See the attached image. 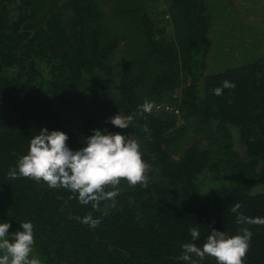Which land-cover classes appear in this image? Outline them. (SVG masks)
I'll return each mask as SVG.
<instances>
[{
	"label": "trees",
	"instance_id": "obj_1",
	"mask_svg": "<svg viewBox=\"0 0 264 264\" xmlns=\"http://www.w3.org/2000/svg\"><path fill=\"white\" fill-rule=\"evenodd\" d=\"M156 1L0 0V223L11 234L32 222L42 264H186L191 228L202 247L212 228L239 233L234 203L264 217V55L207 74L209 0H166L162 11ZM225 80L235 88L216 95ZM145 99L155 107L128 129L110 123ZM165 103L183 123L156 108ZM45 127L65 132L73 150L93 129L137 139L148 186L122 180L115 202L95 211L66 189L9 179ZM89 212L95 229L81 222ZM246 226L244 264H264V225Z\"/></svg>",
	"mask_w": 264,
	"mask_h": 264
},
{
	"label": "clouds",
	"instance_id": "obj_2",
	"mask_svg": "<svg viewBox=\"0 0 264 264\" xmlns=\"http://www.w3.org/2000/svg\"><path fill=\"white\" fill-rule=\"evenodd\" d=\"M233 88L235 84L225 80L213 91L221 95L224 89ZM154 107V101L145 99L138 106V113L123 115L119 112L110 118V123L128 129L137 115L151 113ZM68 140L69 136L63 131L43 128L31 139L27 154L9 170L8 178H29L43 181L49 188L66 189L73 193L70 198L78 199L81 205L91 204L95 211H100L102 201L115 202L122 180L130 186H148L151 165L143 159L137 139L121 132L93 129V135L86 138L85 146L79 150L71 149ZM240 208V203H234L230 208L237 214V223L242 225L238 234L228 235L212 228L201 247L195 243L200 236L199 229L193 227L190 229L193 242L181 245L180 259L186 264H201L206 257L214 258L216 264H244L253 235L246 225H264V217L245 216L239 212ZM81 222L95 229L101 221L89 212ZM20 224L22 230L10 234L12 225L0 223V264H42L39 257L32 256L35 244L33 223Z\"/></svg>",
	"mask_w": 264,
	"mask_h": 264
},
{
	"label": "crops",
	"instance_id": "obj_3",
	"mask_svg": "<svg viewBox=\"0 0 264 264\" xmlns=\"http://www.w3.org/2000/svg\"><path fill=\"white\" fill-rule=\"evenodd\" d=\"M209 3L213 6L214 14H216V19L214 21V27H216V31L214 32V34L217 32V29L220 30L223 25L225 26V28H230V29L231 27L234 28V26H236V28L234 29L238 28V26L235 23H238L240 25L241 24L248 25L253 22H259L260 24L264 25V0H258L256 4L253 2V0H209ZM234 12H236V15H238L237 17L234 16L233 14ZM228 14H232L233 21L228 20L227 18ZM238 17H239V21L237 20ZM253 29L256 30V34L258 33L259 42H264L263 41L264 31H260L258 26L252 28L251 30ZM252 32L249 33L251 34ZM224 33H226L227 36H221V37L214 36V39L211 37L212 44L214 45L212 47V51H214V54L227 53L229 55H233L232 52L233 48L229 47V45L224 46L223 49L221 48L220 43H222L221 42L222 38L226 42L232 41L230 44H235L237 46L235 49H237L243 44V40L245 41V45L250 44L251 40H253V39L247 40L248 35L250 34L243 35L241 39L232 40L231 38L233 35L231 34V31L225 30ZM237 37H241V34H238ZM236 41H240V43L238 44V42ZM258 44H259V48L257 52L253 54V56H251L252 59L262 54L264 55V52H262L264 46L261 45L260 43ZM238 54L240 55L241 51H238Z\"/></svg>",
	"mask_w": 264,
	"mask_h": 264
},
{
	"label": "rangeland",
	"instance_id": "obj_4",
	"mask_svg": "<svg viewBox=\"0 0 264 264\" xmlns=\"http://www.w3.org/2000/svg\"><path fill=\"white\" fill-rule=\"evenodd\" d=\"M257 1L258 0H253V2L255 4L257 3ZM156 2H158L157 4L161 5V7L159 8L161 11L163 9H165L166 0H157ZM156 2H154V3H156ZM254 6H256V5H254ZM233 14L236 17L238 16V15H236V12H234ZM227 18L229 21H233L232 14H228ZM237 20L239 21V17ZM235 24L238 26L237 29H234V28H236V26H234V28L231 27V29H230V28H225V26L223 25L220 30L217 29V32L215 34H214V30H212V32H211L212 36H211V34H210V36L213 39H214V36H216V37L227 36V34L224 33V31L226 30V31H231V34L233 35L231 39L234 40V39H241L243 35H245V34L248 35V34H250L249 32L253 31L250 35H248V38H247V40H251V39H253V40H251V43L248 45H245V41L243 40V44L240 47H238L237 49H235L237 46L235 44H230L232 41L226 42L222 38L221 39L222 43H220L221 48L223 49L224 46L229 45V47L233 48V51H232L233 55H229L227 53H225V54L224 53L214 54V51H212L207 58V67H206V73L207 74H216L219 72H223L227 68H230L232 66H237V65H239L238 63L241 64V62L243 61L244 58L249 59V55L251 57V56H253V54H255L257 52V50L259 48L258 43H260L261 45L264 46V42H259L258 33L256 34V30H254V29L251 30L252 28L258 26L260 31H264V25L263 24H260L259 22H253V23H250L248 25H245V24L240 25L238 23H235ZM166 29L168 31V34L172 33V29H170V27H167ZM238 34H241V37H237ZM251 36H253V37H251ZM263 41H264V39H263ZM236 42H238V44L240 43V41H236ZM213 46L214 45H212V47ZM238 51H241L240 55L238 54ZM262 52H264V49L262 50ZM115 63L119 66L121 63V58H118V61ZM168 104H170V103H168ZM175 116L177 118V122L179 125L184 122L182 119L181 111H180L179 115L176 114ZM205 185L209 186V183H206Z\"/></svg>",
	"mask_w": 264,
	"mask_h": 264
},
{
	"label": "built area",
	"instance_id": "obj_5",
	"mask_svg": "<svg viewBox=\"0 0 264 264\" xmlns=\"http://www.w3.org/2000/svg\"><path fill=\"white\" fill-rule=\"evenodd\" d=\"M156 108L158 110H162L164 112H169V113H172L174 115H176V114L179 115L180 114L179 107H176V106H174L172 104H164V105L159 104V105L156 106Z\"/></svg>",
	"mask_w": 264,
	"mask_h": 264
}]
</instances>
